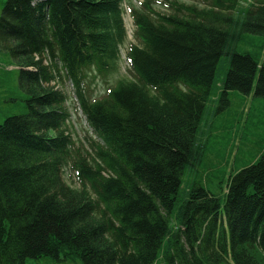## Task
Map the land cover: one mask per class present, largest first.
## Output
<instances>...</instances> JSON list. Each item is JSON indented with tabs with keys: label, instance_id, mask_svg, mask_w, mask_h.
<instances>
[{
	"label": "trees",
	"instance_id": "1",
	"mask_svg": "<svg viewBox=\"0 0 264 264\" xmlns=\"http://www.w3.org/2000/svg\"><path fill=\"white\" fill-rule=\"evenodd\" d=\"M193 1L130 7L139 43L126 48L131 79L96 99L90 84L109 83L127 40L125 0L2 4L0 49L18 64L25 112L0 124V264L59 255L82 264H264V152L224 191L208 189L206 175L177 204L185 170L201 160L196 137L215 79L222 102L252 90L259 65L250 37H264V0L244 9L243 0ZM56 80L71 84L97 139L88 149L75 145ZM254 95L264 98V66Z\"/></svg>",
	"mask_w": 264,
	"mask_h": 264
},
{
	"label": "rangeland",
	"instance_id": "2",
	"mask_svg": "<svg viewBox=\"0 0 264 264\" xmlns=\"http://www.w3.org/2000/svg\"><path fill=\"white\" fill-rule=\"evenodd\" d=\"M142 0H125L123 4L124 25L127 40L121 48L120 60L117 72L109 79L108 84L101 81L90 84L89 90L93 98H99L105 94L108 87L113 86L115 81L121 78L131 79L129 64L126 61V48L130 44L138 45V40L133 37L134 26L130 17V7L138 8ZM187 3L197 2L193 0H183ZM256 0H243L241 7L244 9ZM5 0H0V15L2 4ZM199 5V4H198ZM201 6V5H200ZM249 50L255 59L258 60L259 68L264 66V51L259 53V46L263 44L264 37H250ZM246 43L240 46L243 52ZM17 63V62H16ZM8 53L0 49V124L6 117L12 115H22L25 112L24 92L19 88L18 69ZM15 64V65H14ZM257 70L252 90L249 94L237 91L230 92L227 101H221L222 77H217L214 89L206 103L205 110L199 125L196 137V146L200 154V163L195 168L188 167L181 181L178 203L186 198L187 192L193 183H198L202 178L209 175L211 183H207L208 189L218 193L225 190L227 179L245 166L253 164L264 152V98L254 95V88L258 77ZM20 69V68H19ZM24 70H32L30 68ZM55 87L67 97V120L69 131L75 145H82L88 149L87 139L97 141L85 122V119L78 109L76 99L73 95L71 84L67 80L55 81ZM64 180L70 186L76 187L72 183V176L69 169H65ZM223 211V205L220 207ZM25 264H82L79 259L75 261H64L62 255L58 257H44L39 259H27Z\"/></svg>",
	"mask_w": 264,
	"mask_h": 264
}]
</instances>
